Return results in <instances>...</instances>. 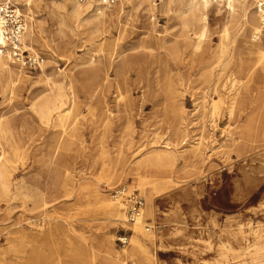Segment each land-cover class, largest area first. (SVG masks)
Here are the masks:
<instances>
[{"label":"rangeland","instance_id":"374dc122","mask_svg":"<svg viewBox=\"0 0 264 264\" xmlns=\"http://www.w3.org/2000/svg\"><path fill=\"white\" fill-rule=\"evenodd\" d=\"M61 2L70 8L69 0H38L31 20L24 16L34 30V51H28L43 56V72L10 63L27 77L12 84L0 70V120L9 122L12 148L0 199V264H106V238L121 251L130 242L121 247L116 238L141 239L138 225L155 237L146 243L155 264H251L260 258L264 69L238 54L258 41L264 53V33L257 41L251 30L237 36L226 11L212 8L195 48L176 11L180 0L116 2L101 10L98 32L69 20ZM233 5L239 14L237 0ZM44 75L62 79L63 93L62 113L47 125L33 109L50 84ZM233 75L229 113L221 85ZM171 110L183 118L178 134ZM183 138L187 147L200 142L191 156L188 150L162 170L139 164L166 142L169 152H178ZM0 148V155L8 150L2 140ZM116 184L143 196L138 225L127 223L121 205L109 199ZM96 194L118 205L123 220L96 211ZM136 257L126 261L140 264L141 254Z\"/></svg>","mask_w":264,"mask_h":264},{"label":"bare ground","instance_id":"6f19581e","mask_svg":"<svg viewBox=\"0 0 264 264\" xmlns=\"http://www.w3.org/2000/svg\"><path fill=\"white\" fill-rule=\"evenodd\" d=\"M0 1L10 2L15 6H17V8L22 7L23 9L21 8L20 9L24 11L25 18H27L30 21L32 18L30 17V15L32 14L33 8L34 6H36V2L38 0H0ZM122 1L123 0H117L118 4H120ZM248 1L249 0H237V3L241 8L239 14L234 13L233 4L235 0H180V4H179L180 6L179 5H178L179 7L177 6L178 8L176 11L183 28H185L188 31H191V33L187 35L189 37L192 36L191 38L195 40V48H197L200 41L205 36L207 30V14L210 12L212 8L216 9V13L219 14H221L222 9L226 11L225 13L227 14L226 18L228 19V22L234 24L235 35L237 36L243 35L247 30H251L252 33L260 32L258 14L254 8L255 0H253L254 9L249 15L247 11L248 10L247 8H249L247 4ZM170 2L172 3V1ZM68 5L70 6V8L67 7L66 4L62 3L61 9L69 20L77 23L84 22L86 24H91L92 29H94L96 32L100 31V28L102 27L101 19H104L105 16L103 12L101 11L92 12L93 10L91 8L90 3H87L85 5H78L74 2V0H69ZM103 29H101V31ZM33 40H34V30L30 24L27 25V23H25V30L22 37V43L24 48H26L27 50L34 51L32 48ZM91 42L93 43V41ZM92 43H91V47L93 49L96 48V46L92 45ZM244 49L245 50L243 53L240 52L238 54V58H240L241 61H244V63L247 61L254 62L256 65H260L264 69V53L263 51L260 50V42L258 41L257 44H254L250 48L246 47ZM10 63L16 65L15 63L12 62V60L8 57V55H4L0 57V70L2 69L7 70V73L10 77V81L12 84L23 82L24 79H27L26 76H23L21 73L16 72ZM93 63H94L93 58H89L88 61H86V64L89 65L88 67L91 68L92 77H93L92 82H94V80H96L97 78L95 75L96 70L93 67L95 65ZM40 70L41 72H43L44 70L43 64L41 65ZM239 70H244L241 64ZM45 77H46L45 82L50 84L48 88H46L43 91V96L41 97L39 103L33 106V109L37 114L39 120L43 124L47 125L51 121L54 114L60 116V114L62 113L60 108L63 104L62 103L63 93L61 91L62 79H60L57 76L54 78L47 76ZM234 81H236L234 75L229 76L228 85L226 84L221 85V87H223V93H224L223 95L226 96L227 99L226 102H228L229 113H231L232 110L233 99L235 94L233 93L234 91L232 90V87L234 86ZM91 85L93 84L91 83ZM91 93H94V91L92 90ZM169 114L174 119V122L171 126V128H173L172 131L178 134L179 131L181 132L182 130L181 124L183 121L182 120L183 118L178 117L180 111L176 113V110H171L168 113V115ZM10 133L11 131H10L9 122H3L2 120H0V140L4 141V143L8 147L7 148L8 150H5L4 153L0 155V197H1L0 199H3L5 197V193L8 187V180H7L8 177L6 170L9 162V155L10 152L12 151L10 145ZM179 143H180L179 144L180 149L178 152H172V153L169 152L168 151L170 150V147L168 145L169 143L166 142L163 145L164 149L157 151H150L146 153L144 156H142V158L139 160V164L143 166L149 165L153 168L156 167L158 169L161 168L165 169L172 166L175 157H181V158L186 157L188 150H189L188 153L191 156L192 153H195L197 151L196 148L200 147L198 146L200 142L194 143V145L191 147L185 146L186 140L184 138L180 140ZM139 186L141 187V189H144L142 188L143 184H139ZM95 203H96V207H95L96 211H99L101 214L106 215L107 217H111V219L115 221L123 220V213L119 211L118 205L109 202L108 199L104 197V195L96 194ZM146 215H149V211L147 210H146ZM139 223L140 221H137L133 224L138 225ZM135 228L138 231L139 235L141 236V239L136 237L135 235H131L129 240L130 247L127 246L126 248L121 249V251H116L113 248L112 237L106 238L105 240V244L107 248L106 252L110 254V256L106 257L105 260L106 264H125L127 262L126 260L128 259L133 260L134 258H137L136 257L137 253L141 254L140 264H155L154 263L155 259L153 254L152 253L150 254L146 247V243L152 244L154 242L155 237L153 236L152 233H149L148 231H147L148 233H146L145 229L143 230L141 227H139V225L136 226ZM49 231H47L46 233H48ZM26 236L31 240L36 238L35 235H26ZM3 254L4 253L2 249H0L1 262L5 261ZM255 254H259L260 258L252 260L251 264H264V247H259Z\"/></svg>","mask_w":264,"mask_h":264},{"label":"built area","instance_id":"2783aa9c","mask_svg":"<svg viewBox=\"0 0 264 264\" xmlns=\"http://www.w3.org/2000/svg\"><path fill=\"white\" fill-rule=\"evenodd\" d=\"M78 5L90 3L91 8L100 12L111 7L117 0H74ZM254 8L258 14L260 32L252 33L251 40L257 41L261 33H264V0H255ZM20 8L7 1H0V57H8L19 68L32 72L40 69L44 62L41 54L30 52L24 48L22 37L25 30V19ZM1 153V148H0ZM107 195L112 202L121 205L125 221L133 224L141 221L144 209V198L135 189L127 184H116L108 189ZM145 231L149 227L145 226ZM130 237L126 234L116 238L117 243L124 247L128 244ZM125 264H132L127 262Z\"/></svg>","mask_w":264,"mask_h":264}]
</instances>
